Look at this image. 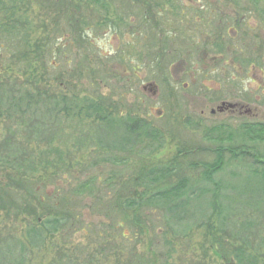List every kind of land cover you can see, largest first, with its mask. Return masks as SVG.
Segmentation results:
<instances>
[{
	"label": "rangeland",
	"instance_id": "rangeland-1",
	"mask_svg": "<svg viewBox=\"0 0 264 264\" xmlns=\"http://www.w3.org/2000/svg\"><path fill=\"white\" fill-rule=\"evenodd\" d=\"M1 1V24L17 22L25 40L0 36V264H239L237 250L244 264H264V188L251 174L261 167L231 156L264 155V137L253 142L243 129L264 124V0H153L149 13L140 0ZM257 1L261 19L245 10ZM233 8L239 26L228 35ZM245 25L262 35L242 40ZM25 90L68 114L48 115L46 103L26 115L9 107ZM222 103L242 110L218 112ZM99 114L119 121L120 134L134 123L154 129L155 149H145L154 137L129 155L97 147ZM216 148L215 189L199 179ZM157 168L171 175L135 185ZM181 179L198 193L172 216L153 205L124 210L126 199ZM55 197L58 213L75 219L47 233L38 224ZM31 230L41 231L35 244Z\"/></svg>",
	"mask_w": 264,
	"mask_h": 264
},
{
	"label": "trees",
	"instance_id": "trees-1",
	"mask_svg": "<svg viewBox=\"0 0 264 264\" xmlns=\"http://www.w3.org/2000/svg\"><path fill=\"white\" fill-rule=\"evenodd\" d=\"M97 1V0H96ZM139 1V0H137ZM144 4V8L146 9L147 13L150 12V10L154 7L152 6L153 0L151 2L144 1L142 2ZM150 3V4H149ZM152 4V5H151ZM3 2L0 0V15H3L4 11ZM2 13V14H1ZM69 24H71V19L67 18ZM0 36L9 38V40L14 37L23 38L21 40H25V36L22 37L21 31L18 27L17 22L11 23H2L0 21ZM22 95L16 97L17 101L9 98L11 105L9 107H12L13 109L17 106L18 109L25 115L29 112L31 113L34 108H37V106H45L49 105L48 108H45V113L48 115H56L59 116L61 114L66 115L68 114V110L66 107L61 108L60 103L58 99H51V101H48V96L46 94H40L38 96L32 95L29 91H23ZM14 98V96H12ZM65 101V99H63ZM48 102V103H47ZM91 102L89 100L85 101V107L91 106ZM25 108V111H23V107ZM100 119L98 120V124L101 125L103 128L104 133V142H102V139H99L96 143L97 147L102 148V150H109L111 152H119L129 155L133 148L135 146H138L142 140L141 139H147V137H154L152 139V145H146L145 149H147L151 153L155 147V139L157 136V132L154 129H151L152 131L148 130L146 126H139L138 123H134V127L129 128L128 130L123 131L121 134L117 131L118 127L117 124H120L119 121L108 119L109 115L106 114H99ZM139 127H138V126ZM243 129L245 131V134L247 135L248 139L253 142H259L262 141L264 137V124H247L243 126ZM149 132V135H147V132ZM126 138V139H125ZM149 139V138H148ZM223 150L221 148H216L213 151V154L215 156V159L210 164H204V172L202 176L200 177V181H202L205 184H210L213 186V188L216 189L218 184L214 181L213 176L218 173L223 165ZM231 156L233 158L241 157V158H248L251 159V164L259 165L261 168L259 170H253L251 174L258 178L261 182L262 187L264 188V155L257 156L256 154L250 153V151H244L240 150L237 153L231 152ZM172 169L168 168H157V169H151L140 176L137 177V182H135V185H138L142 187L143 189L147 190L148 187H152L156 184L161 183L162 181L166 180L170 175ZM196 193L188 190V184L186 182V179H181L179 182L172 186V188L168 190H162V191H156L153 195H150L147 199L141 200H134V199H126L124 202L123 207L124 210H130L134 209L135 207H138L140 209L148 206H155L156 208H164L166 212L172 216L174 213L179 212L180 210H183L187 205H189L190 200L193 199V197H196ZM35 197V195H34ZM199 198V195L197 196ZM8 204L10 205L6 210L10 212V209L16 207L14 206L15 201L13 199V195L7 196ZM196 199V198H195ZM56 201V204L54 205V211L53 213H46V218H44L40 223L38 224L40 228L44 229L47 233L57 232L59 229L67 226V221L70 219L72 220L74 218V215H68V211L65 212H59L60 206L64 204V202H59L60 200L55 197L54 199ZM54 203V201H53ZM59 204V206H58ZM136 204V205H135ZM214 210V209H213ZM49 212L52 211L51 208L48 209ZM220 214V213H219ZM75 219V218H74ZM138 220V219H137ZM138 221L133 222L134 227H141L137 223ZM140 230V229H139ZM141 232V230H140ZM29 237L31 238V243L35 244L39 242L41 238V231L40 230H31L29 231ZM224 243L220 240H215L212 243V249L216 256L222 260L226 261V250L224 248ZM20 247L19 252L23 253V249ZM22 255V254H21ZM233 258L236 262L239 264H244V252L242 250L235 251V254L233 255ZM14 259V258H13ZM18 260H20L18 258Z\"/></svg>",
	"mask_w": 264,
	"mask_h": 264
},
{
	"label": "flooded vegetation",
	"instance_id": "flooded-vegetation-1",
	"mask_svg": "<svg viewBox=\"0 0 264 264\" xmlns=\"http://www.w3.org/2000/svg\"><path fill=\"white\" fill-rule=\"evenodd\" d=\"M261 2L257 1V2H253L252 4H249L247 7H246V11L249 12V8H253V10H256V14L257 15V18L261 19L262 18V13H261V10L263 9V7H259L261 6ZM242 9V8H241ZM233 11V21H229L230 23L227 24V29H228V35L229 33L232 31L233 34L235 35L237 30H236V27L239 26L238 24V19H237V16H238V12L236 11L235 8L233 9H230ZM261 14V15H260ZM243 19V17L241 18V20ZM232 22V24H231ZM229 26V27H228ZM245 28L241 29V36H242V40H245L248 39L249 37L250 38H255V39H258L259 36H261L263 33V29L260 28L259 30L258 29H253V28H250L249 25H245L244 26ZM264 34V33H263ZM219 36H221V33L218 34V38ZM220 38L223 39V37L221 36ZM224 40V39H223ZM235 110H238V111H241L242 110V107H238L237 105H235V109L233 110H230L231 112H235ZM243 114H247V115H250L251 114V111H248V110H245Z\"/></svg>",
	"mask_w": 264,
	"mask_h": 264
},
{
	"label": "water",
	"instance_id": "water-1",
	"mask_svg": "<svg viewBox=\"0 0 264 264\" xmlns=\"http://www.w3.org/2000/svg\"><path fill=\"white\" fill-rule=\"evenodd\" d=\"M152 85H149V87H151ZM153 87V86H152ZM235 106L234 105H230V104H228V105H226V104H221L219 107H217V111L218 112H222V111H224V110H227V109H233ZM215 111H211V113L213 114Z\"/></svg>",
	"mask_w": 264,
	"mask_h": 264
}]
</instances>
